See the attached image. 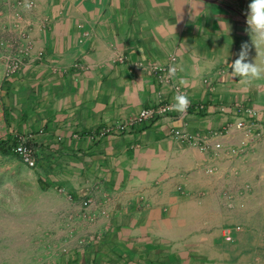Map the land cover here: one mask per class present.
<instances>
[{
	"label": "crops",
	"instance_id": "crops-1",
	"mask_svg": "<svg viewBox=\"0 0 264 264\" xmlns=\"http://www.w3.org/2000/svg\"><path fill=\"white\" fill-rule=\"evenodd\" d=\"M9 1L0 39L23 66L0 56V116L74 211L59 264H264V77L232 69L243 42L264 67L250 0Z\"/></svg>",
	"mask_w": 264,
	"mask_h": 264
},
{
	"label": "rangeland",
	"instance_id": "rangeland-1",
	"mask_svg": "<svg viewBox=\"0 0 264 264\" xmlns=\"http://www.w3.org/2000/svg\"><path fill=\"white\" fill-rule=\"evenodd\" d=\"M7 133L0 116V143L7 149L0 152V264H59L78 248L70 246L74 211L19 159Z\"/></svg>",
	"mask_w": 264,
	"mask_h": 264
},
{
	"label": "clouds",
	"instance_id": "clouds-1",
	"mask_svg": "<svg viewBox=\"0 0 264 264\" xmlns=\"http://www.w3.org/2000/svg\"><path fill=\"white\" fill-rule=\"evenodd\" d=\"M246 31L251 36L252 43L255 47L259 43H264V0H250L246 12ZM249 45L247 42L241 44L238 58L232 63L233 72L246 80L260 79L264 77V67L256 63L245 62L248 56ZM176 67L168 69V75L175 76ZM174 103L171 108L180 113L186 112L190 100L185 93H177L173 97Z\"/></svg>",
	"mask_w": 264,
	"mask_h": 264
},
{
	"label": "built area",
	"instance_id": "built-area-1",
	"mask_svg": "<svg viewBox=\"0 0 264 264\" xmlns=\"http://www.w3.org/2000/svg\"><path fill=\"white\" fill-rule=\"evenodd\" d=\"M10 3L9 0H1ZM22 2H18V5H22ZM33 4V1L30 2V5ZM16 21L20 22L22 20V16L19 11L16 12L15 15ZM19 25V23H17ZM12 47H10L11 49ZM8 53L7 50V44L4 40L0 39V56L2 59L5 60V63L7 64V70L8 73H14L22 69L23 63H22V54H12ZM176 61V56L171 57V66H174V63ZM169 110V107L167 105L165 106H158V107H149L145 108L142 111H140L138 114L129 117L126 121H122L119 123V126L121 129H124L125 126L133 124L137 121H154L161 115L167 113ZM246 124L244 121H240L238 123V127H245ZM13 145V150L15 153L20 157L21 161L26 163L31 168H36L38 165V152L34 148L33 145L29 144L28 139L26 137H20L16 140V142ZM216 146L219 148L221 146L220 143H216ZM238 230H242V227L238 226ZM226 239H231V235L228 234L226 236Z\"/></svg>",
	"mask_w": 264,
	"mask_h": 264
},
{
	"label": "trees",
	"instance_id": "trees-1",
	"mask_svg": "<svg viewBox=\"0 0 264 264\" xmlns=\"http://www.w3.org/2000/svg\"><path fill=\"white\" fill-rule=\"evenodd\" d=\"M12 146V145H11ZM0 152H4L6 153L7 152V149H5V146L3 144L0 143ZM19 157V156H18ZM20 159V157H19ZM21 160V159H20Z\"/></svg>",
	"mask_w": 264,
	"mask_h": 264
}]
</instances>
